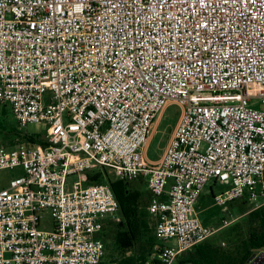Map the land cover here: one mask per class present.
I'll return each instance as SVG.
<instances>
[{"label":"built area","instance_id":"built-area-1","mask_svg":"<svg viewBox=\"0 0 264 264\" xmlns=\"http://www.w3.org/2000/svg\"><path fill=\"white\" fill-rule=\"evenodd\" d=\"M169 103L178 120L148 160ZM6 104L17 130L11 147L0 137V170L22 173L0 188V264L101 263L119 201L86 182L94 166L145 178L158 244L144 264H171L236 220L198 218L208 181L228 186L213 194L223 209L240 196L264 207V0H0Z\"/></svg>","mask_w":264,"mask_h":264},{"label":"rangeland","instance_id":"rangeland-1","mask_svg":"<svg viewBox=\"0 0 264 264\" xmlns=\"http://www.w3.org/2000/svg\"><path fill=\"white\" fill-rule=\"evenodd\" d=\"M3 111L0 114V122H3L7 126L2 132L1 136L4 137V145L11 147L14 145V137L12 133H9L11 130L17 128V121L12 113L9 104L3 107ZM181 108L174 104L169 103L161 116L158 118L156 127H154V132L149 138L147 144L144 148V156L151 161L158 159L163 152L169 138L173 127L175 126ZM46 126L42 124L31 123L26 127L28 134H43ZM99 167L94 166L86 171L88 174L99 173ZM22 173V170L19 167L14 169H1L0 170V188L4 187L8 180L16 175ZM106 176L101 172L100 181L109 179L110 181L117 180L112 173L106 172ZM75 179L74 175H70L67 178L68 183L72 182ZM227 185H222L219 183H214L213 180L207 182L199 196L198 200L195 203V212L198 218L205 224L211 227H217L220 225V220L222 217H235L231 224L227 227L221 228L216 232L210 239L217 245H220L221 241H225V245L220 247V250H225L229 248L232 244L239 240L242 237V227L240 224V217L246 211H249L251 208L250 202L247 200L246 196L236 197L233 200H228L225 203V208L221 205H218L214 202L213 194L222 193L227 188ZM120 203V200H119ZM121 203L119 212H116L115 218L108 219V223L104 224L102 230L103 241L105 242V254L101 261V264H144L140 262V256L145 255V258L151 254V252L156 248L158 240L154 238V232L151 231L153 236L154 243L152 246L148 247V244H145V249L142 250L137 247L135 250H126L123 251L116 245L114 239V233L121 227ZM110 216H108L109 218ZM50 215L48 212H45L41 217V225L45 228L49 227ZM171 264H176V261H173ZM248 264V263H247Z\"/></svg>","mask_w":264,"mask_h":264},{"label":"trees","instance_id":"trees-1","mask_svg":"<svg viewBox=\"0 0 264 264\" xmlns=\"http://www.w3.org/2000/svg\"><path fill=\"white\" fill-rule=\"evenodd\" d=\"M6 128L7 126L0 122V132ZM15 130L17 128L9 133ZM0 137L3 143L5 136L0 135ZM13 137L15 142L14 134ZM28 140L32 143L46 145V142L41 141L38 137L30 136ZM99 169L100 172L96 174L86 173L87 183L99 182L101 172L104 174L103 177L107 175L104 168L99 167ZM104 181L109 182L121 203L120 219L122 224L114 233L116 245L123 251L135 250L139 247L143 252L145 244L150 247L154 243L153 236L150 234L152 230L154 232L155 220L145 214V204H141L138 198L130 195L125 180L110 181L107 179ZM240 224L243 230L242 237L229 248L220 250V246H217L209 238L194 246L195 251L187 258L186 262L189 264H247L257 251L264 249V207L250 209L243 213L240 217ZM144 260L145 255L142 254L140 262H144Z\"/></svg>","mask_w":264,"mask_h":264},{"label":"crops","instance_id":"crops-1","mask_svg":"<svg viewBox=\"0 0 264 264\" xmlns=\"http://www.w3.org/2000/svg\"><path fill=\"white\" fill-rule=\"evenodd\" d=\"M157 121L158 119L154 122V127H156ZM125 181H126L127 189L130 195L138 198V200L141 201V204H145V207H146V205L148 204L150 200L151 193L146 185L145 178L140 176L138 178L131 179V180H125ZM166 243L174 244V241L169 240ZM194 251H195V247L191 248L188 251L181 253L178 256V258H176L174 261H176V264H179L180 262L181 264H189L188 262H186V260Z\"/></svg>","mask_w":264,"mask_h":264},{"label":"water","instance_id":"water-1","mask_svg":"<svg viewBox=\"0 0 264 264\" xmlns=\"http://www.w3.org/2000/svg\"><path fill=\"white\" fill-rule=\"evenodd\" d=\"M248 264H264V253L257 254Z\"/></svg>","mask_w":264,"mask_h":264}]
</instances>
